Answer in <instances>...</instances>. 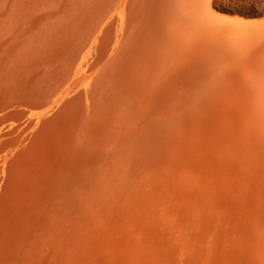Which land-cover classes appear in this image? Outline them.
Here are the masks:
<instances>
[{"label":"bare ground","instance_id":"1","mask_svg":"<svg viewBox=\"0 0 264 264\" xmlns=\"http://www.w3.org/2000/svg\"><path fill=\"white\" fill-rule=\"evenodd\" d=\"M0 264H264V0H0Z\"/></svg>","mask_w":264,"mask_h":264}]
</instances>
